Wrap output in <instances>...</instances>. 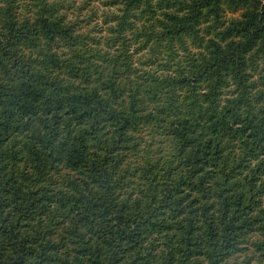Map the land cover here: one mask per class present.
<instances>
[{"label":"trees","instance_id":"trees-1","mask_svg":"<svg viewBox=\"0 0 264 264\" xmlns=\"http://www.w3.org/2000/svg\"><path fill=\"white\" fill-rule=\"evenodd\" d=\"M0 264H264V0H0Z\"/></svg>","mask_w":264,"mask_h":264}]
</instances>
